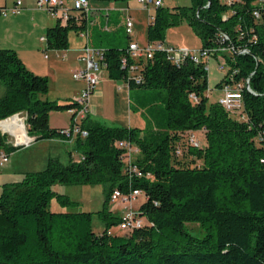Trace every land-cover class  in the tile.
Returning <instances> with one entry per match:
<instances>
[{"label":"trees","instance_id":"obj_1","mask_svg":"<svg viewBox=\"0 0 264 264\" xmlns=\"http://www.w3.org/2000/svg\"><path fill=\"white\" fill-rule=\"evenodd\" d=\"M177 7L155 8L148 40H164L178 15L187 17L201 47H224L219 54L227 74L216 86L229 81L231 71L232 81L248 79L252 90L242 88L244 117L208 100L202 63L186 59L176 65L160 50L140 59L142 80H129V87L165 89L164 116L145 132L86 116L87 134L75 137L79 158L49 157L43 168L2 182L0 264H264V0H192ZM84 23L80 17L48 27L45 48L66 47L68 31ZM231 45L233 50L225 49ZM126 47H103L111 78L127 76L120 63ZM0 85V120L20 112L29 135L61 136L60 127L48 123L49 111L69 109L74 101L43 97L47 76L29 69L12 48L0 47ZM193 131L202 145L189 142ZM121 139L138 147L140 174L125 169ZM16 147L0 133V149L10 153ZM55 183L105 185L102 207L95 211L102 231L92 228L93 211L77 209L78 201L54 190ZM115 188L142 192L136 208L141 226L112 232L121 219L109 209ZM52 198L64 208L52 210ZM187 221L204 233L191 232Z\"/></svg>","mask_w":264,"mask_h":264},{"label":"crops","instance_id":"obj_2","mask_svg":"<svg viewBox=\"0 0 264 264\" xmlns=\"http://www.w3.org/2000/svg\"><path fill=\"white\" fill-rule=\"evenodd\" d=\"M16 1L0 0V7H12ZM135 1L136 7L133 5V0H88L89 15L84 23V28L87 29L88 33L87 37L81 36L78 33L79 28L73 27L70 29L72 34L69 33L70 30L68 31L67 46L60 49L49 48L50 52L47 53L44 36L47 28L58 22L57 18L43 8H39L35 0H20L19 12L0 14V47L14 49L29 69L47 76L48 91L43 97L57 100L59 103L71 102L84 87V81L73 78L72 71L83 64L80 58L81 48L86 42L91 46L104 48H122L126 47L129 41L138 42L140 38L138 24L141 23L142 18L139 17L135 22L132 21L130 33L127 32L125 25V18L129 16L128 12L138 11L137 6L141 5L138 0ZM125 5L128 7L122 9ZM142 8L147 10L149 16L152 14L151 8L143 6ZM220 72L222 77L224 73ZM148 93H151V88L129 87L122 79L111 78L108 69L104 67L89 98L88 116L108 125L142 128V124H144L142 113L144 111H133L132 102H134V106L140 105L142 103L141 98ZM55 111L57 110L49 111V125L51 127L69 126L71 122L69 110H64L67 112V121L59 124L51 122V117ZM30 136L33 138L31 142L36 139L34 135ZM76 136L74 135L72 139L65 136L44 138L43 142L46 147L53 146L57 148V151L63 149L68 155V159L70 157L77 159L74 155V152L79 150L75 143ZM44 159H46L45 154L37 156L32 160V165L17 169V173L35 170L36 167L31 166L42 164ZM121 212L119 211L117 214H121Z\"/></svg>","mask_w":264,"mask_h":264},{"label":"built area","instance_id":"obj_3","mask_svg":"<svg viewBox=\"0 0 264 264\" xmlns=\"http://www.w3.org/2000/svg\"><path fill=\"white\" fill-rule=\"evenodd\" d=\"M138 2L145 8L149 6H160L163 0H138ZM36 5L39 8H43L50 15L55 16L60 24H66L73 20L74 22H79L80 17H85V22L87 21L89 15V4L88 0H35ZM20 0H17L12 7H0V14H6L8 12L16 13L20 11ZM254 14L258 16V12L254 11ZM154 14L149 16V19L153 21ZM126 30L128 33L132 31V20L130 16L125 18ZM78 33L81 36L87 37V29L84 26L78 29ZM227 37L226 34H223ZM45 41V36H44ZM221 47L217 48H207V47H187L180 46L175 47L168 45L164 40H149L146 44L140 45L136 41H129L125 49V52L120 57L121 65L126 69L127 76L122 79L127 86H129V80H134V82L139 83L142 80L140 73V59L152 57L155 51H163L166 57L176 65H179L184 60L188 59L194 63H202L203 69L208 73L209 66L208 61L213 57V53H217L215 59L218 61V69L224 74H227V62L225 57L219 54V50L223 49ZM227 50H233V45L225 47ZM245 49H240V52H244ZM81 60L83 64L72 71V77L75 79H82L84 81V87L80 93L73 98L74 105L68 110L71 114V122L69 126L60 127L61 136H65L68 139H72L74 135L85 136L87 131L82 127V120L88 116L89 111V98L93 92L96 84L99 81L100 73L102 69L106 66L105 60V49L103 47L91 46L87 42L81 48ZM234 71H231L227 76L229 81H223L221 85V93L216 98L221 106H223L227 111L237 114L240 118L244 117L242 107H243V96L242 88L245 87L252 90L249 86L248 79L245 82L232 81ZM190 96L194 99L195 95L193 93ZM21 115L19 118L18 116ZM12 116H16L18 120L24 127L25 115L20 112L14 113L5 119ZM1 119V120H5ZM0 120V121H1ZM2 130V129H1ZM3 131V130H2ZM12 133V132H10ZM199 132L193 131L189 133L188 140L194 145H202L203 141ZM14 134V133H12ZM22 145H27L28 142H16ZM119 147L124 148L123 161L125 169L131 174H140V169L133 158L134 153H138L139 149L136 145L130 142L128 139H121L117 141ZM9 152L0 149V166H2L9 156ZM142 194L139 189H132L128 192H122L115 188L111 195L110 201H119L124 205V209L120 214V221L117 227L121 229H131L133 227H139L143 224V219L138 215L137 209L131 208V202L137 198L138 195ZM130 203V204H129Z\"/></svg>","mask_w":264,"mask_h":264},{"label":"rangeland","instance_id":"obj_4","mask_svg":"<svg viewBox=\"0 0 264 264\" xmlns=\"http://www.w3.org/2000/svg\"><path fill=\"white\" fill-rule=\"evenodd\" d=\"M192 4V0H163L162 5L168 7L171 11H178L177 6H190ZM133 5L136 7V1L133 0ZM128 6L125 5L122 9H126ZM138 11L132 12L129 11L128 15L131 20L135 22L136 19L141 17V23L139 25V34L140 38L138 40L140 45L146 44L148 42V23H149V15L147 10L142 8L141 5L137 6ZM132 8V6H130ZM151 8V13L155 12L154 6H149ZM178 20L176 23L168 26L164 33L165 43L168 45H172L175 47H180L179 45L190 46L193 48H199L201 46V39L195 33L191 25L188 23L187 17H183L182 15H178ZM72 34V30L69 31ZM46 49V48H45ZM46 52L49 53V49H46ZM209 71H208V80H209V89L207 90L208 100L212 101L220 95L221 86L217 87L216 82L221 77V72L218 69V61L215 58H210L208 61ZM212 88V90H210ZM3 91V86L0 85V93ZM157 92V93H156ZM166 91L162 88L151 89V93L146 94L141 98L142 103L138 106H134V102H132L133 111H144L142 113V118L144 120V124H142L143 131H149L155 129L157 123L156 121L160 120L165 114V95ZM153 102L152 105L149 104ZM137 107V108H136ZM51 117L52 123H63L67 121V112L64 110H57L53 113ZM140 114V113H139ZM19 118L21 115L18 116ZM24 130L26 135L29 137L27 141H19L15 134L10 132H2L6 138V140L15 146L16 142H28L27 145H19L14 148L9 156L8 160L0 166V185L4 181H10L18 178L17 169L21 167H26L27 165H32L33 159L37 156H41L45 154L46 159L42 164H37L38 166L35 169H41L45 166L47 159L49 157H57L60 161L66 162L68 160V155L63 151V149L58 150L53 146H45L43 139L38 138L31 142L33 139L27 133V127L24 122ZM34 136H37L34 135ZM35 138V137H34ZM22 140V139H21ZM31 142V143H30ZM185 148V147H184ZM138 153L133 154V158L137 156ZM74 155L76 158L80 156V150L75 151ZM200 163V159L197 160ZM34 169V168H27ZM53 189L57 192L67 194L70 198L78 201L77 209L91 210L93 211L91 223L92 228L96 232L102 231L104 228V224L101 221L99 215L95 213L96 210L100 209L103 204L104 199V188L105 185L102 183L96 184H66V183H55ZM144 196L142 194L138 195L136 199L131 202V208H137L138 204L143 201ZM130 204V203H129ZM124 205L119 201L111 202L109 201V209H113L115 213H119V211L125 210ZM50 208L52 210L62 209L64 207L60 206L55 198H52L50 201ZM117 211V212H116ZM186 227L193 233L202 235L204 233L201 226L194 221H187ZM112 232H122L123 230L118 229V227H111Z\"/></svg>","mask_w":264,"mask_h":264},{"label":"bare ground","instance_id":"obj_5","mask_svg":"<svg viewBox=\"0 0 264 264\" xmlns=\"http://www.w3.org/2000/svg\"><path fill=\"white\" fill-rule=\"evenodd\" d=\"M0 129H2L3 132L7 131L14 133L19 141H27L29 139L23 128V125L16 116H12L8 119L1 120Z\"/></svg>","mask_w":264,"mask_h":264},{"label":"water","instance_id":"obj_6","mask_svg":"<svg viewBox=\"0 0 264 264\" xmlns=\"http://www.w3.org/2000/svg\"><path fill=\"white\" fill-rule=\"evenodd\" d=\"M13 115V114H12ZM11 116V115H10ZM7 118V117H6ZM5 119V118H4ZM0 131H2L1 129H0ZM3 132V131H2ZM19 145H21V146H23L21 143H16L15 144V146H19Z\"/></svg>","mask_w":264,"mask_h":264}]
</instances>
